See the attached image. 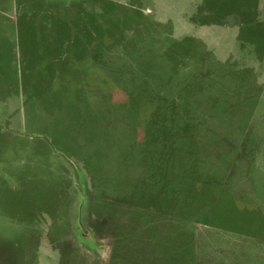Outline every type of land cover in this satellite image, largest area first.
Wrapping results in <instances>:
<instances>
[{
    "label": "rangeland",
    "instance_id": "rangeland-1",
    "mask_svg": "<svg viewBox=\"0 0 264 264\" xmlns=\"http://www.w3.org/2000/svg\"><path fill=\"white\" fill-rule=\"evenodd\" d=\"M0 264H264V0H0Z\"/></svg>",
    "mask_w": 264,
    "mask_h": 264
},
{
    "label": "trees",
    "instance_id": "trees-1",
    "mask_svg": "<svg viewBox=\"0 0 264 264\" xmlns=\"http://www.w3.org/2000/svg\"><path fill=\"white\" fill-rule=\"evenodd\" d=\"M219 78H220V77H219ZM220 80H221V78H220ZM222 80H223V79H222ZM172 91H174V90L171 89V92H172ZM171 92H170V93H171ZM201 92H202L204 98L209 97L205 92H203V91H201ZM170 96H171V98H172V97H174L175 95H174V93L172 92ZM171 104H174V103H171ZM174 105H175V104H174ZM205 107H206V106H204V107L201 109V112L205 115V117H207V116H209V112H208V111H209L210 109L205 108ZM174 125H175V123H174ZM175 129H177V127H175V126L171 128V130H173V131H174ZM168 131H169V129H167V132H168ZM242 132H244V131H241V133H242ZM171 140H172V138H171Z\"/></svg>",
    "mask_w": 264,
    "mask_h": 264
}]
</instances>
